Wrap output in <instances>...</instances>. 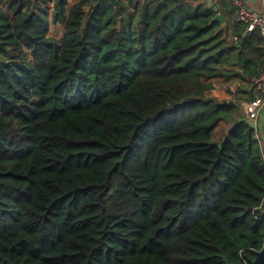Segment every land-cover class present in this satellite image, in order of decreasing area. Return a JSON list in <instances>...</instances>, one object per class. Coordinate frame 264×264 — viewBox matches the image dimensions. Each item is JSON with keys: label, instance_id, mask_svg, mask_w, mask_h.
I'll return each mask as SVG.
<instances>
[{"label": "trees", "instance_id": "trees-1", "mask_svg": "<svg viewBox=\"0 0 264 264\" xmlns=\"http://www.w3.org/2000/svg\"><path fill=\"white\" fill-rule=\"evenodd\" d=\"M69 3L0 4V264L255 258L257 128L240 100L207 92L256 76L262 37L244 26L228 40L212 7L186 0Z\"/></svg>", "mask_w": 264, "mask_h": 264}, {"label": "crops", "instance_id": "crops-1", "mask_svg": "<svg viewBox=\"0 0 264 264\" xmlns=\"http://www.w3.org/2000/svg\"><path fill=\"white\" fill-rule=\"evenodd\" d=\"M69 1L70 3L68 7L71 8L78 0H69ZM143 1L144 0H141V2ZM186 1L193 6L204 5L206 7H212L216 11V14L217 13L223 14V16L226 19V25L223 26L222 23L220 22V27L218 28L217 32H222L224 34V37H227L228 40L236 38L235 31L238 32L243 31L244 25L236 21L237 8L231 0H186ZM245 2L247 6L251 9L257 11H262L264 9V0H245ZM250 33H251L250 36L259 37V33L257 31H252ZM222 68L227 70L228 72L233 71L237 73H243V69L241 68V65L238 63H236L235 65L224 66ZM211 81L214 85V88L209 90L207 92V95L215 97L221 101L240 100L241 103L242 101L248 100L253 96L250 90V86L248 85L249 84L248 80L242 77L239 76H231L229 78L216 77L213 78ZM222 123H224L223 125H225V130H224L225 132L229 129V124L225 121H222L216 127L215 132H217L218 127ZM253 123L254 126L257 128L256 138L260 141V144L264 152V107L262 108L258 121L256 123L253 121ZM223 137L224 135L220 139H216L215 137L214 139L216 141H220Z\"/></svg>", "mask_w": 264, "mask_h": 264}, {"label": "built area", "instance_id": "built-area-1", "mask_svg": "<svg viewBox=\"0 0 264 264\" xmlns=\"http://www.w3.org/2000/svg\"><path fill=\"white\" fill-rule=\"evenodd\" d=\"M237 8L236 21L245 26V32L257 31L262 37L264 50V9L257 11L247 6L245 0H231ZM252 97L241 102V108L246 119L258 121L264 107V61L259 73L249 80Z\"/></svg>", "mask_w": 264, "mask_h": 264}, {"label": "rangeland", "instance_id": "rangeland-1", "mask_svg": "<svg viewBox=\"0 0 264 264\" xmlns=\"http://www.w3.org/2000/svg\"><path fill=\"white\" fill-rule=\"evenodd\" d=\"M2 1L4 0H0V4L2 3ZM39 1V0H37ZM70 2V1H69ZM64 31H65V28H64V25L63 24H55V25H51V28H50V32H49V35H52V36H55L57 39L61 40L64 36ZM29 53V51H27ZM28 59L31 60L32 59V56L31 54L29 53L28 54ZM224 123H222L219 127H218V130L217 132L214 133V137L216 139H220L223 135H225L227 133V131L225 132V125H223ZM225 132V134H224ZM264 153V152H263Z\"/></svg>", "mask_w": 264, "mask_h": 264}, {"label": "water", "instance_id": "water-1", "mask_svg": "<svg viewBox=\"0 0 264 264\" xmlns=\"http://www.w3.org/2000/svg\"><path fill=\"white\" fill-rule=\"evenodd\" d=\"M213 20H219L223 26L226 25V19L221 13H217ZM245 264H264V246L256 253L255 258H246Z\"/></svg>", "mask_w": 264, "mask_h": 264}]
</instances>
